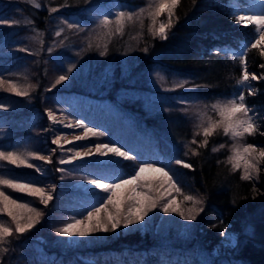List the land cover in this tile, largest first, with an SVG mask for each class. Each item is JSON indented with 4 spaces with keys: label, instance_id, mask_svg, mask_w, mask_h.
Masks as SVG:
<instances>
[{
    "label": "trees",
    "instance_id": "obj_1",
    "mask_svg": "<svg viewBox=\"0 0 264 264\" xmlns=\"http://www.w3.org/2000/svg\"><path fill=\"white\" fill-rule=\"evenodd\" d=\"M247 1L169 0L167 17L157 16L149 0H0V151L22 147L33 154L27 166L0 157V173L37 186L49 179L55 189L43 203L38 195L1 185L30 200L24 217L36 218L18 231L15 221L0 213L11 227V242L5 252L0 247V264H264V154L249 179L230 163L222 129L204 135L184 130L178 157L166 155L169 144L158 133L167 128L166 112L180 113L186 100L242 92L249 70L259 79L252 81L254 94L242 92L244 102L261 114L243 142L264 146V51L251 42L257 23L234 13ZM247 41L244 56L232 53ZM71 60L74 67L64 69ZM154 72L184 78L189 88L156 91L149 84ZM59 108L102 129L92 141L119 145V157L59 170L53 153L46 163L56 171L40 175L35 165L45 162L41 156L48 151V112ZM146 163L165 167L178 195H184L185 216L177 229L130 230L85 246L59 244L67 203L81 204L75 211L81 214L101 200L92 191L69 187L73 180L88 175L115 182ZM59 182L68 188L60 190ZM226 226L235 233L228 247L221 241ZM37 238L49 245L42 243L40 253L20 254ZM216 246L226 249L215 254Z\"/></svg>",
    "mask_w": 264,
    "mask_h": 264
},
{
    "label": "rangeland",
    "instance_id": "obj_2",
    "mask_svg": "<svg viewBox=\"0 0 264 264\" xmlns=\"http://www.w3.org/2000/svg\"><path fill=\"white\" fill-rule=\"evenodd\" d=\"M247 3L244 6L235 7L234 13L239 18H249L257 23L258 30L251 42L260 51H264V0H248ZM149 4L157 16L162 12L167 17L172 14L169 0H149ZM164 28L165 23L163 19H160L157 30L162 32ZM248 44L249 41L241 45L240 49L231 51L237 56H244ZM73 64L71 60L63 67L64 69L73 68ZM150 76L149 84L152 88L165 94L189 88L186 80L181 77L166 76L159 72H154ZM258 79L259 75L256 72L246 71L242 77L243 84L240 83L242 92L248 89L249 94H254L256 89L252 81ZM242 92H233L227 97L209 101L189 99L178 108L181 110L180 113L169 114L166 112L167 128H157L163 131L157 132L169 144V148H166V155L178 157V145L183 139L181 133L184 130L191 134L201 132L204 135L214 129H222L229 138L228 158L230 163L241 171L243 177L254 179L259 170L261 156L264 154V146L247 145L243 142V136L255 129L257 115L261 112L258 113L253 105H245V96ZM152 95H155L156 100L160 97L157 93H152ZM171 97L178 98L183 95L172 94ZM48 117L49 127L44 129L48 130L47 133L45 132L47 137L44 138V141L48 143V151L41 156L45 162L35 165L40 175L48 176L50 172L56 171L54 167L61 170L73 163L103 162L119 157L122 151L119 145L92 141L94 136L104 133L102 129H95L94 126L84 123L64 108L48 112ZM179 127L183 131L180 132ZM53 153H57V162L50 169L46 162L52 160ZM32 155L22 147H15L7 152L0 151V157H3L2 162L7 161L16 165H30ZM3 183H10L15 190L38 195L43 203L55 193L52 180L48 179L42 186H37L28 182L9 181L3 173H0V213L13 219L18 231H24L31 226L34 222L33 218L36 217L31 216L32 219L24 217V213L30 210L31 201L10 195L2 189ZM57 187L60 190L68 188L60 182ZM69 187L80 188L84 192L92 191L101 197V200L88 206L81 214L75 212L77 209H81V204L67 203V208L70 211L68 210V214L67 210L64 211V221L59 227V244L61 246H85L110 235L130 230L144 232L153 228L157 232L161 230L166 233L169 229H177L178 220H183L185 216V208L180 200L184 195H178L179 187L175 178L160 164H142L133 174L115 182L99 180L87 175L73 180ZM10 231L11 227L7 220L1 218L0 247L4 252L11 242L8 237ZM1 237L5 239L2 240ZM221 241L222 245L226 247L235 243V233L228 226L223 229ZM42 243L48 244L46 240L39 238L27 241L25 249H22L20 254L40 253ZM225 249V247L216 246L213 252L220 254Z\"/></svg>",
    "mask_w": 264,
    "mask_h": 264
}]
</instances>
